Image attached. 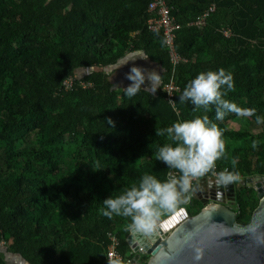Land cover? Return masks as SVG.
<instances>
[{
	"label": "trees",
	"instance_id": "1",
	"mask_svg": "<svg viewBox=\"0 0 264 264\" xmlns=\"http://www.w3.org/2000/svg\"><path fill=\"white\" fill-rule=\"evenodd\" d=\"M148 2L0 0V239L27 264H106L109 235L131 260L130 218L105 217L102 201L144 174L164 180L175 172L155 157L169 142L155 129L173 121L206 115L222 129L224 154L204 176L228 169L243 182L231 204L237 223L247 224L257 205L244 180L264 177V123L254 118L264 116V0H166L179 24L175 52L185 60L174 68L161 33L148 29ZM212 5L202 26L191 25ZM133 52L147 57L159 79L154 92L142 86L127 97L106 68ZM217 68L232 73L224 98L254 108L253 116L226 112L216 120L211 105L193 110L178 102L198 72ZM80 72L92 86L76 81L63 90ZM171 77L179 88L173 107L161 91ZM240 119L256 131L227 128ZM186 196L162 216L180 208L197 214L202 205Z\"/></svg>",
	"mask_w": 264,
	"mask_h": 264
},
{
	"label": "clouds",
	"instance_id": "2",
	"mask_svg": "<svg viewBox=\"0 0 264 264\" xmlns=\"http://www.w3.org/2000/svg\"><path fill=\"white\" fill-rule=\"evenodd\" d=\"M137 57L147 58L139 54L129 56L115 65L114 71ZM125 79L129 81L126 86H114L121 88L125 96L132 97L142 86H147L154 92L159 75L155 71H147L133 64L125 73ZM232 88L233 78L230 71L224 68L201 71L185 84L178 102H189L194 106L193 110L203 107L207 111L211 105L215 109L216 120L222 119L226 112L253 116L256 112L254 108H240L224 98L227 90ZM254 118L257 125L264 123V116L255 115ZM107 122L112 123L111 120ZM155 134L166 135L169 140L157 147L156 160L175 172L169 171L164 180L157 179L152 174H144L138 184L132 185L119 195H109L105 198L102 201L104 207L101 209L102 214L108 218L113 215L130 218L128 227L144 233L151 232L163 214L173 211L177 204L187 199L186 194L192 186V181L214 169L215 161L224 154L222 129L206 115L173 121L168 126L155 129ZM232 163L235 164V159ZM214 175L216 183L221 185L237 179L235 172L228 169Z\"/></svg>",
	"mask_w": 264,
	"mask_h": 264
},
{
	"label": "water",
	"instance_id": "3",
	"mask_svg": "<svg viewBox=\"0 0 264 264\" xmlns=\"http://www.w3.org/2000/svg\"><path fill=\"white\" fill-rule=\"evenodd\" d=\"M234 183L202 177L192 186L202 205L197 214L180 208L149 233L130 229L126 243L134 255L126 264H142V255L144 264H264V177L244 180L258 199L247 224L235 221Z\"/></svg>",
	"mask_w": 264,
	"mask_h": 264
},
{
	"label": "built area",
	"instance_id": "4",
	"mask_svg": "<svg viewBox=\"0 0 264 264\" xmlns=\"http://www.w3.org/2000/svg\"><path fill=\"white\" fill-rule=\"evenodd\" d=\"M214 10V6H210L206 11L203 12V14L198 17L194 22L191 23V25H195L197 27H200L204 24V21L206 17ZM147 12L150 14V17L147 20V26L148 29L151 31H158L162 35V41L167 49L169 60L173 66V68L178 65L180 62L185 61L183 58H181L176 52L174 48V37H175V31L179 29V24H177L174 20V18L170 14V8L167 6L166 0H149L147 4ZM224 36H228V32L224 31ZM78 82V86L82 89H86L92 86L89 82H83L80 81L79 77L73 76L66 78L61 86L63 90H71L75 82ZM179 88L174 84L173 78L171 77L166 84H164L161 87V91L165 93L166 100L168 101L169 105L171 107L174 106L173 103V95L177 93ZM215 172H213L210 176L215 178L214 175ZM168 175V174H167ZM205 177V176H202ZM196 178L192 181L193 184L200 178ZM191 186V188H192ZM190 188V190H191ZM109 245L107 247L106 253H105V262L106 264H114V262H118V264H126L130 260H124L116 251L117 248V239L114 235H109ZM6 244L4 240L0 239V247H5ZM131 250V249H130ZM139 251H142L141 248H139ZM134 255V253H133ZM143 257H146V255H142L139 258V262L144 264L146 260H143Z\"/></svg>",
	"mask_w": 264,
	"mask_h": 264
},
{
	"label": "crops",
	"instance_id": "5",
	"mask_svg": "<svg viewBox=\"0 0 264 264\" xmlns=\"http://www.w3.org/2000/svg\"><path fill=\"white\" fill-rule=\"evenodd\" d=\"M135 54H139L140 56H143L142 53H137V52L128 53L123 58H121L117 64L123 62L124 60L128 59L129 56H132ZM133 64H135L136 66L141 67L147 71L157 72V68L155 66H153L151 63H149V61L147 59H142L140 57L135 58V60L128 61L127 63L123 64L121 67L116 69L115 71H114V66L108 67V68H106V72L109 75V79H110V77H112L110 79V82H111L113 88L119 89V87H115L114 85H119L120 87H124L129 83V81H127L125 79V73L128 71L129 67L132 66ZM113 71H114V73H113ZM83 74H84V72L83 73L80 72V73H77L76 75H77V77H80ZM146 84H147V81H146ZM191 192H192V189L189 191V193L191 194ZM0 259L3 262V264H27L19 256L11 253L8 250L7 245L5 247H0Z\"/></svg>",
	"mask_w": 264,
	"mask_h": 264
},
{
	"label": "rangeland",
	"instance_id": "6",
	"mask_svg": "<svg viewBox=\"0 0 264 264\" xmlns=\"http://www.w3.org/2000/svg\"><path fill=\"white\" fill-rule=\"evenodd\" d=\"M227 128L232 129V130H252V131H256V126H250V124L248 123L247 119H240L237 121H232L229 122L227 125ZM251 128V129H250ZM164 217L161 216L160 220H162Z\"/></svg>",
	"mask_w": 264,
	"mask_h": 264
},
{
	"label": "flooded vegetation",
	"instance_id": "7",
	"mask_svg": "<svg viewBox=\"0 0 264 264\" xmlns=\"http://www.w3.org/2000/svg\"><path fill=\"white\" fill-rule=\"evenodd\" d=\"M237 183H234V189H236L237 190V187L239 186V185H241V184H243V182L242 181H239V180H235ZM237 185V186H236ZM192 189V188H191ZM236 190H234V192L236 191ZM220 193V192H219ZM190 196L192 197V198H194V199H197L198 198V196H200V195H197V193L196 192H191V194H190ZM198 201V200H197ZM199 202V201H198Z\"/></svg>",
	"mask_w": 264,
	"mask_h": 264
}]
</instances>
